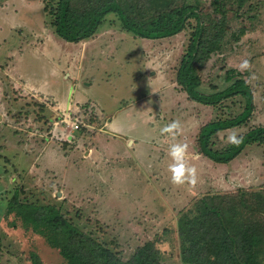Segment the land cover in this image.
Listing matches in <instances>:
<instances>
[{
	"label": "rangeland",
	"instance_id": "1",
	"mask_svg": "<svg viewBox=\"0 0 264 264\" xmlns=\"http://www.w3.org/2000/svg\"><path fill=\"white\" fill-rule=\"evenodd\" d=\"M189 1H198L204 13L219 15L213 0ZM45 4L0 0V264H32V251L44 264H65L45 238L8 214L18 191L23 201L61 207L69 219L125 261L153 240L162 251V264H182L177 221L183 211L208 194L240 197L242 192L263 190L264 144L249 145L227 164L199 152L200 128L226 116L230 108L241 111L240 97L216 108L190 99L177 83L192 25L173 37L143 39L125 31L119 16L111 13L92 39L67 42L55 32ZM231 5L224 46L200 70L202 89L226 87V70H239L247 59L251 71L243 74L256 108L247 125L219 133L218 147L229 144L227 136L233 131L240 135L264 125V0H248L241 10L238 0ZM242 26L248 31L238 39ZM56 97L69 101L68 113L73 120H84L87 128L71 133L70 128L61 129V123L57 126L64 110ZM106 112L113 114L112 125L121 133L139 138L147 129L154 135L146 142V155L130 157L115 149L119 143L106 135ZM174 120L181 123L182 133L175 139L161 135L160 129ZM172 143L188 145L195 185L171 182ZM56 159L71 171L52 169ZM253 215L264 222V211Z\"/></svg>",
	"mask_w": 264,
	"mask_h": 264
},
{
	"label": "trees",
	"instance_id": "2",
	"mask_svg": "<svg viewBox=\"0 0 264 264\" xmlns=\"http://www.w3.org/2000/svg\"><path fill=\"white\" fill-rule=\"evenodd\" d=\"M45 12L63 40L81 42L93 38L111 13H116L127 32L143 39L176 36L192 25L189 42L179 62L176 80L188 97L216 108L240 97L238 113L229 109L205 123L198 133L199 152L216 163H229L249 146L264 144V125L252 126L239 135V145L218 147L215 138L226 129L247 125L256 108L253 89L242 71L226 70L222 89H202L201 68L212 55L222 50L227 37L233 0H213L216 16L204 13L198 1L189 0H45ZM248 0H238L241 10ZM251 6V5H250ZM240 14V13H238ZM195 19L196 24L191 20ZM248 27L242 26L238 39ZM237 97V98H236ZM236 98V99H235ZM233 113H230V112ZM80 118V117H77ZM82 120V119H81ZM84 121V120H83ZM87 125L81 124L80 130ZM255 196L254 198L251 196ZM20 192L8 205V214L21 219L22 226L43 238L59 251L65 264H162V251L155 241L140 246L125 261L111 247L97 240L69 219L56 204L23 201ZM263 190L240 197L208 194L199 198L192 208L183 211L177 221L182 264H264V222L256 216L264 211ZM16 227V225H14ZM32 264H44L37 251L31 252Z\"/></svg>",
	"mask_w": 264,
	"mask_h": 264
},
{
	"label": "clouds",
	"instance_id": "3",
	"mask_svg": "<svg viewBox=\"0 0 264 264\" xmlns=\"http://www.w3.org/2000/svg\"><path fill=\"white\" fill-rule=\"evenodd\" d=\"M240 71H251V63L249 60H243L239 65ZM183 131L179 121H172L160 129L161 135L171 136L173 139ZM242 142V137L236 132H231L227 136V143L239 145ZM168 156L171 158V163L168 166V171L171 173V182L176 186L185 184L195 185L197 182L196 168L190 166L188 160V145L186 143H172L169 146Z\"/></svg>",
	"mask_w": 264,
	"mask_h": 264
},
{
	"label": "crops",
	"instance_id": "4",
	"mask_svg": "<svg viewBox=\"0 0 264 264\" xmlns=\"http://www.w3.org/2000/svg\"><path fill=\"white\" fill-rule=\"evenodd\" d=\"M102 29V28H101ZM100 29V30H101ZM99 33V32H98ZM97 33V34H98ZM96 34V35H97ZM95 35V36H96ZM94 36V37H95ZM92 39V38H91ZM89 40V39H88ZM86 41V40H85ZM40 90V92H45V93H49L50 95H54L52 92H50V91H44V90H42V89H39ZM55 96V95H54ZM57 98V100H59L60 101V103H61V106H62V110H64V113H66V114H68V116H69V114L70 113H68V111L67 110H69V106L71 105V103L69 102V101H67L66 99L64 100V99H60V98H58V97H56ZM54 108H56V107H54ZM255 112V111H254ZM64 113H62L64 116H65V114ZM106 114L108 115V117H109V119L107 120V122L105 123V127L107 128L106 129V131L108 132L106 135L108 136V137H111L113 140L112 141H116V143H119V145H117L116 147H115V149L117 148V149H121L120 151L122 152V153H125V154H127V155H130V157L132 156V155H134V156H144V155H146V153H148L147 152V149H148V145H149V143H147L146 144V142L148 141V140H150V139H152L153 137H154V135H151V133H150V131L149 130H147V129H144L143 130V132H142V135H141V137H139V138H135V137H133V136H131V135H127V134H124V133H121V132H119V131H117L116 130V128L112 125L113 124V122H114V118H113V114H108L107 112H106ZM62 115V116H63ZM71 115V114H70ZM83 115V114H82ZM254 115V114H253ZM253 117V116H252ZM60 118H62V117H60ZM252 119V118H251ZM57 122V121H56ZM147 124H149V123H147ZM149 126H152V124L151 125H149ZM257 126V125H256ZM61 127V126H60ZM87 127V126H86ZM238 127H240V126H238ZM233 128H235V127H233ZM81 129V128H80ZM80 129H78L77 131H80ZM229 129H232V128H229ZM250 129V128H249ZM248 129V130H249ZM70 131L69 132H71V133H74V131H71V129H69ZM226 130H228V129H226ZM247 130V131H248ZM223 131H225V130H223ZM75 132H76V130H75ZM222 132V131H221ZM220 132V133H221ZM219 135V134H218ZM241 135V134H240ZM74 139V137L71 135L70 137H68V140H69V142H71L72 140ZM115 141H114V143H115ZM136 141H139L138 143L136 142ZM133 143V144H132ZM115 145V144H114ZM258 145V144H257ZM134 146H137L138 148H137V150H139V152L140 153H137V150H135V147ZM113 148H114V146H112ZM147 147V148H146ZM249 147V146H248ZM248 147L244 150V151H246L247 149H248ZM146 148V149H145ZM250 148V147H249ZM146 150V151H145ZM142 151H144V152H142ZM244 151L242 152V154L244 153ZM47 154H48V151H47ZM241 154V155H242ZM240 155V156H241ZM239 157V156H238ZM103 159H105V157L103 158ZM236 159V158H235ZM233 161V160H232ZM72 162V163H71ZM70 163H71V166L73 167V168H75L74 166L75 165H73L74 163H73V160H70ZM104 163H105V161H104ZM230 163V162H229ZM227 164V163H226ZM51 166V168L52 169H54V170H57V172L59 173V172H62L63 174L64 173H66V171L68 172V171H71V169H69V170H67V168H68V166L65 168V165H67V164H64V162L63 161H61L60 159H56V160H54V161H52L51 162V164H50ZM62 174V175H63ZM64 176V175H63ZM137 178H138V176H137Z\"/></svg>",
	"mask_w": 264,
	"mask_h": 264
},
{
	"label": "built area",
	"instance_id": "5",
	"mask_svg": "<svg viewBox=\"0 0 264 264\" xmlns=\"http://www.w3.org/2000/svg\"><path fill=\"white\" fill-rule=\"evenodd\" d=\"M66 116H64L62 118V120L60 122H56L57 126H59V123H61V129H67L70 128L71 131L75 130L77 131L78 129H80L81 124H86L85 121L81 120L80 118H75V120L72 119L71 115L64 113Z\"/></svg>",
	"mask_w": 264,
	"mask_h": 264
}]
</instances>
